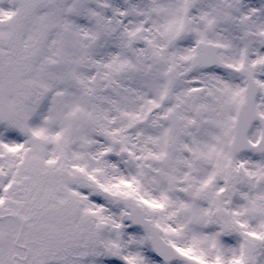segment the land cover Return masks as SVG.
<instances>
[{"label": "snow or ice", "instance_id": "obj_1", "mask_svg": "<svg viewBox=\"0 0 264 264\" xmlns=\"http://www.w3.org/2000/svg\"><path fill=\"white\" fill-rule=\"evenodd\" d=\"M0 264H264V0H0Z\"/></svg>", "mask_w": 264, "mask_h": 264}]
</instances>
